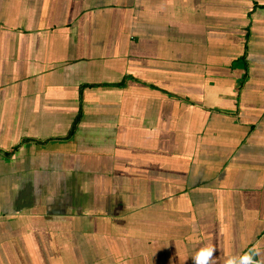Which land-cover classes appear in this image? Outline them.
I'll list each match as a JSON object with an SVG mask.
<instances>
[{
  "label": "crops",
  "instance_id": "1",
  "mask_svg": "<svg viewBox=\"0 0 264 264\" xmlns=\"http://www.w3.org/2000/svg\"><path fill=\"white\" fill-rule=\"evenodd\" d=\"M264 264V0H0V264Z\"/></svg>",
  "mask_w": 264,
  "mask_h": 264
},
{
  "label": "clouds",
  "instance_id": "2",
  "mask_svg": "<svg viewBox=\"0 0 264 264\" xmlns=\"http://www.w3.org/2000/svg\"><path fill=\"white\" fill-rule=\"evenodd\" d=\"M214 248L204 247L200 249L193 258L194 264H211L213 258ZM262 250L253 247L247 252L239 256H231L226 261L225 264H262L261 259H254V256L261 257Z\"/></svg>",
  "mask_w": 264,
  "mask_h": 264
}]
</instances>
